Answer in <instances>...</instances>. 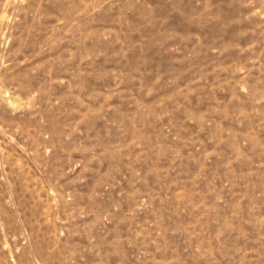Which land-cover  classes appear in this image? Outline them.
<instances>
[{
	"label": "rangeland",
	"instance_id": "1",
	"mask_svg": "<svg viewBox=\"0 0 264 264\" xmlns=\"http://www.w3.org/2000/svg\"><path fill=\"white\" fill-rule=\"evenodd\" d=\"M0 264H264V0H0Z\"/></svg>",
	"mask_w": 264,
	"mask_h": 264
}]
</instances>
